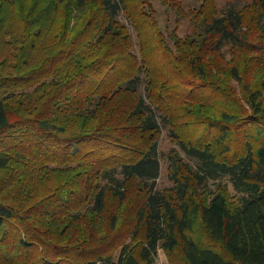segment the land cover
<instances>
[{
	"label": "trees",
	"instance_id": "trees-1",
	"mask_svg": "<svg viewBox=\"0 0 264 264\" xmlns=\"http://www.w3.org/2000/svg\"><path fill=\"white\" fill-rule=\"evenodd\" d=\"M27 2L0 0V264H264V0L185 37L148 0ZM162 122L196 160L169 190Z\"/></svg>",
	"mask_w": 264,
	"mask_h": 264
},
{
	"label": "rangeland",
	"instance_id": "rangeland-1",
	"mask_svg": "<svg viewBox=\"0 0 264 264\" xmlns=\"http://www.w3.org/2000/svg\"><path fill=\"white\" fill-rule=\"evenodd\" d=\"M28 0L27 3H29ZM153 4V7L155 9V15L156 19L159 22V25L161 29L164 31L166 35L168 33H172V31L176 30L177 33L185 37L186 35L190 34L192 31L195 30V24L193 21H191L192 17V11L197 9L201 3L204 0H148ZM251 0H216L217 5L220 9L225 8L229 6L230 4H236L238 6L243 5L246 2H250ZM68 4V1H65L61 3L58 6V10H64L66 11V6ZM71 8L73 9V19H72V26H74L77 22H80L82 20L83 13L88 12V7L80 8V11L76 5V3L71 4ZM52 16V13L49 15ZM126 15L121 16V20L124 21L126 24L129 25V28L133 34V40L134 44L136 45V49L138 50V35L135 31V29L132 27L131 24H129L128 20L125 17ZM65 13H55L54 15V21H58L61 19V21L64 20ZM55 22L53 24H55ZM58 30V29H57ZM57 32V31H56ZM51 36H45L42 35L40 40L37 41V45L39 46V49L43 46L46 50L54 46L55 38L53 36L55 33H51ZM39 55H42L44 51L40 49ZM226 52V60L234 59L233 54H230L228 50ZM212 95L213 97L217 98L218 94H207ZM216 108H220V106H217V103H215ZM161 119V118H160ZM163 123V122H162ZM162 135L160 138V154H161V176L158 180V186L161 189L169 190L174 187L175 181L172 179L171 174V164H170V158L169 153H171L173 150H177L180 156H182L185 161L191 163L193 167L196 166V160L192 157H190L187 152L180 146V144L175 141L172 138L171 129L168 124L163 123L162 124ZM223 182H226V180H223ZM218 182H212L210 181L209 185L211 189H216L218 187ZM230 186L231 190V199H237L239 197V194L236 192V190L233 188V186ZM159 264H169L167 254L163 249L159 251L158 255Z\"/></svg>",
	"mask_w": 264,
	"mask_h": 264
}]
</instances>
